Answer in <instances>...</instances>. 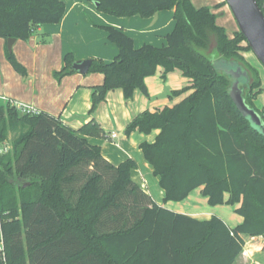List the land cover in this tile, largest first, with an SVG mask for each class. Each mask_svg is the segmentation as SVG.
I'll return each mask as SVG.
<instances>
[{
  "label": "trees",
  "instance_id": "1",
  "mask_svg": "<svg viewBox=\"0 0 264 264\" xmlns=\"http://www.w3.org/2000/svg\"><path fill=\"white\" fill-rule=\"evenodd\" d=\"M86 1L115 18L173 12V29L160 47L136 48L123 30L101 27L118 53L107 63L91 59L88 73L102 74L104 81L92 88L89 111L108 91L119 89L127 100L135 90L148 95L144 80L157 67L164 78L178 71L189 85L169 98L187 96L171 107L141 112L125 134L159 130L155 142H143L139 150L159 179L163 203L181 202L201 189L211 207L237 206L243 222L229 228L216 216L202 222L157 205L132 180L133 159L115 166L88 141L103 137L94 119L73 130L47 112L23 114L12 101H0V145L12 134L10 150L0 153V264H234L245 237H264V136L233 105L230 78L219 69L225 61L245 71L244 102L264 123V107L254 104L264 93L260 74L242 56L251 51L247 42L240 32L229 38L217 25L218 6ZM256 1L264 13V2ZM65 9L63 0H0V38L26 42L42 25L58 24ZM6 58L25 78L13 53ZM75 61L65 54L54 79L75 74Z\"/></svg>",
  "mask_w": 264,
  "mask_h": 264
},
{
  "label": "crops",
  "instance_id": "2",
  "mask_svg": "<svg viewBox=\"0 0 264 264\" xmlns=\"http://www.w3.org/2000/svg\"><path fill=\"white\" fill-rule=\"evenodd\" d=\"M74 5H77L76 8L80 5L81 10L78 12L74 10ZM65 6L64 17L58 24L42 25L34 37L32 36L24 42L29 44L31 40L37 48L35 49V56L40 53V64L43 67L41 76L32 74L31 78L27 79L26 87L17 91L9 89L6 94L0 95V101H14L30 106L37 112H47L60 118L73 130L81 128L82 125L94 119L102 128L103 137L88 138V141L99 146L102 156L115 166L126 161V159H133L137 167L131 171L132 180L157 205L198 221L204 222L210 220L212 216H216L224 221L229 228L239 226L243 222V218L235 214L234 211L237 206H208L206 199H202V202L197 200L198 189L181 202L163 203L164 193L158 186L159 179L153 176L152 168L147 164L139 150V146L143 142L154 143L159 130L148 135L138 132L129 136L125 134L127 123L141 112L145 110L155 111L165 106L171 107L186 97L188 93L172 99L169 98L172 91L188 87L189 79L181 76L178 71H173L164 78L162 76L163 68L157 67L155 74L144 80L148 95L135 90L133 98L127 100L119 89L108 91L105 101L100 103L91 115L89 110L92 103V88L102 85L104 81L102 74L96 73L87 76V74L75 73L64 76L59 81L53 77V72H58L64 67L63 56L68 53L73 55L74 60L100 59L107 63L115 58L118 48L107 40L106 33L101 27L108 25L123 30L133 39L136 48L143 44L160 47L164 44V36L168 33L161 34V32L172 29L173 17L161 23V21L159 22V15L164 14L161 11L151 18L139 16L115 18L99 13L93 4L86 0L73 2L70 6L65 4ZM170 12L172 11L170 10ZM155 17L161 26L157 27L156 22V25L147 28L149 23L154 22ZM52 40L56 48L52 50L51 54H48L46 49L37 51L43 45L51 46ZM18 41L20 40H16L14 44ZM20 42L23 43V41ZM5 46L6 42L4 43ZM17 56L20 58L19 55ZM6 69L8 78L19 83V78H17L19 75L16 76L17 74H14L9 67ZM112 133L116 134V138H110ZM226 198L227 195H225ZM256 239H252L256 245H249V256H254L258 249L264 245L263 243L260 244V240L257 242L258 239ZM240 259L241 256L234 264H238Z\"/></svg>",
  "mask_w": 264,
  "mask_h": 264
},
{
  "label": "rangeland",
  "instance_id": "3",
  "mask_svg": "<svg viewBox=\"0 0 264 264\" xmlns=\"http://www.w3.org/2000/svg\"><path fill=\"white\" fill-rule=\"evenodd\" d=\"M63 1L68 6H70L71 4H73V2H76V1L82 2V0H63ZM192 3L194 4L195 7H200L201 5H207V6L210 5L211 7H213V6L217 7L218 6V9L215 10V13L219 14V18L217 20V25H220V26L225 28L226 33H227L229 38L232 37L235 32H239L238 26H236V23H235V20L233 19L231 11H229L224 0H192ZM76 6L77 5L73 6V8H75L74 10H76L77 12L79 10H81L80 5L77 8H76ZM162 13H164V14L159 15V17H160L159 22L161 21V23L163 21H166V19L173 17V13L170 11H162ZM87 17H89V16H87ZM156 17H155L154 22L149 23V26L147 28H151L154 25H156V22H157ZM84 18H86V17H84ZM159 22H157V27L161 26ZM170 31H164L163 30L161 32V34H164L165 32L170 33ZM168 33H166V34H168ZM4 43H5V41L3 39H0V95L6 94L9 89L17 91L20 88L26 87L27 81H28L27 79L31 78L32 74H36L37 76H41L42 68H43L40 64L41 63L40 58H39L40 53L38 56L37 55L35 56V54H34L36 52L35 49H37V48H35L34 43L31 40L29 41V44L24 43V42L22 43V42L18 41L17 43H15L12 46L11 49H12V53H13L15 59L19 63L23 64V66L25 68L26 78L21 77L15 71L14 67L12 65H10L9 62L7 61L6 54L8 52V49H6V46L4 47ZM54 46H55V44H54V41L52 40L51 46H44L43 45L37 51H41L43 49L44 50L46 49V50H48V54L49 53L51 54L52 50L56 48ZM17 55H19L20 58H18ZM242 56H243V58H245V60L248 62V64L250 66L252 65L257 70L258 74H260L261 87L259 89L264 91V68L261 66V64L259 63L257 58H255L252 51H243ZM6 67H9V69H11L14 74H17L16 76L19 75V77H17V78H19L18 79L20 81L19 83L8 78ZM92 74H96V73L91 72V73H88L87 76H91ZM259 89L254 90L253 93H256L257 91H259ZM254 104L256 106H258L259 108L264 107V93L263 92L261 93V95H259L257 97V99L254 101ZM11 137H12V134L10 133L6 144L9 145V139ZM197 191L198 192L196 194V198L198 201L202 202V199H205V198H203L201 196V189H198ZM206 203H207V201H206ZM206 203H205V206H206ZM256 238L258 239L257 242H259V240H260V244L261 243L264 244V237L263 236H256ZM252 239H254V238L245 237V244L243 247L244 251L241 254V259L239 260L238 264H264V245H263V247H261V249H258V252H256V254L254 256H249V250H248L250 248L249 245H256V242Z\"/></svg>",
  "mask_w": 264,
  "mask_h": 264
},
{
  "label": "water",
  "instance_id": "4",
  "mask_svg": "<svg viewBox=\"0 0 264 264\" xmlns=\"http://www.w3.org/2000/svg\"><path fill=\"white\" fill-rule=\"evenodd\" d=\"M231 11L236 26L243 36L248 47L264 68V13L260 10L256 0H224ZM16 41L10 38L6 42V49L12 52V45ZM92 65V60H76L71 69L73 72L87 74ZM219 69L230 78V86L227 88L233 105L240 114L264 136V123L254 109L249 108L243 98L242 86L247 84L248 77L245 71L231 62H221Z\"/></svg>",
  "mask_w": 264,
  "mask_h": 264
},
{
  "label": "built area",
  "instance_id": "5",
  "mask_svg": "<svg viewBox=\"0 0 264 264\" xmlns=\"http://www.w3.org/2000/svg\"><path fill=\"white\" fill-rule=\"evenodd\" d=\"M261 1L264 2V0H261ZM11 104L14 105V107L23 114H37L38 113L35 109H33L30 106H25L23 104H20L14 101H12ZM110 138H116V134L112 133L110 135ZM9 150H10V146L8 144L3 143L0 145V153H6Z\"/></svg>",
  "mask_w": 264,
  "mask_h": 264
}]
</instances>
